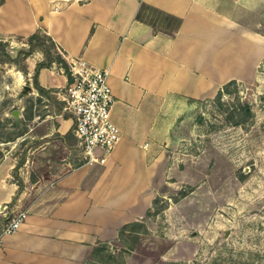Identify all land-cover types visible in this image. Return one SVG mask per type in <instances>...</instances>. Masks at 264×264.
<instances>
[{"label":"crops","instance_id":"0c3cea01","mask_svg":"<svg viewBox=\"0 0 264 264\" xmlns=\"http://www.w3.org/2000/svg\"><path fill=\"white\" fill-rule=\"evenodd\" d=\"M37 29L65 56L106 69L120 136L103 160L78 161L69 113L29 124L30 161L0 159V204L25 211L0 231V264H81L97 243L143 220L177 174L165 144L173 147L192 105L249 78L264 59V0L0 1V34ZM41 58L30 51L25 74L59 98L67 75L60 65L35 71ZM14 167L19 179L6 180Z\"/></svg>","mask_w":264,"mask_h":264},{"label":"rangeland","instance_id":"374dc122","mask_svg":"<svg viewBox=\"0 0 264 264\" xmlns=\"http://www.w3.org/2000/svg\"><path fill=\"white\" fill-rule=\"evenodd\" d=\"M31 41L0 34V159L13 155L18 164L32 155L29 124L64 110L25 74L27 54L18 49L44 57L43 43ZM12 69L23 82L14 83ZM179 135L173 147L165 144L178 172L160 186L147 216L97 243L81 264H264V59L249 78L196 101ZM17 171L6 180L19 179ZM12 214L0 204V231Z\"/></svg>","mask_w":264,"mask_h":264},{"label":"built area","instance_id":"2783aa9c","mask_svg":"<svg viewBox=\"0 0 264 264\" xmlns=\"http://www.w3.org/2000/svg\"><path fill=\"white\" fill-rule=\"evenodd\" d=\"M61 53L67 64L64 70L67 81L60 89L59 98L62 109L72 118L71 130L80 154L77 160H103L104 153L120 136L119 126L110 117L113 94L106 80V69L93 65L82 56L67 57ZM60 67L63 66L60 64ZM96 148L102 149V154H96ZM24 214V209L16 210L1 231L15 229Z\"/></svg>","mask_w":264,"mask_h":264},{"label":"trees","instance_id":"16d2710c","mask_svg":"<svg viewBox=\"0 0 264 264\" xmlns=\"http://www.w3.org/2000/svg\"><path fill=\"white\" fill-rule=\"evenodd\" d=\"M31 40H36L37 42L43 43V46H42L43 51L42 52H43L44 57L42 59H39L36 61L35 67H34L35 71L38 69L39 66H42V65L49 66L51 61H56L57 63H60L64 67V70L66 71L67 64H66V61L64 59V56L61 54V51H63V50L59 47V45L56 44V42L51 38L50 35H48V34L45 35V34L41 33V29H37V30L32 31L31 33H29L25 36V41L28 42V44H30L32 42ZM46 40H48V43L45 42ZM51 47H56V48L51 50L50 49ZM18 50H20L26 54H28L30 51H32L30 48H28V49L20 48ZM233 80L234 79L227 80L226 82L223 83L222 87L226 86L227 84H229ZM37 87H39V89L42 88L38 84H37ZM221 88H219L216 93H218ZM241 107L244 109L245 112H247V114L251 111L248 103H246V102H243ZM147 212H148V210H147ZM125 225H123V226H125Z\"/></svg>","mask_w":264,"mask_h":264},{"label":"bare ground","instance_id":"6f19581e","mask_svg":"<svg viewBox=\"0 0 264 264\" xmlns=\"http://www.w3.org/2000/svg\"><path fill=\"white\" fill-rule=\"evenodd\" d=\"M10 74L13 77L15 84H18L20 82H23L22 81V73H21V71L19 69H12L11 72H10Z\"/></svg>","mask_w":264,"mask_h":264},{"label":"water","instance_id":"95a60500","mask_svg":"<svg viewBox=\"0 0 264 264\" xmlns=\"http://www.w3.org/2000/svg\"><path fill=\"white\" fill-rule=\"evenodd\" d=\"M25 88H29V85L28 84H24L23 85ZM12 113L16 116L17 115V109H13L12 110Z\"/></svg>","mask_w":264,"mask_h":264}]
</instances>
